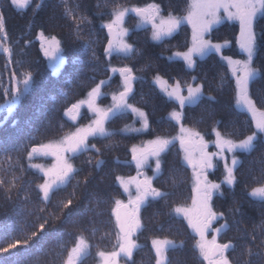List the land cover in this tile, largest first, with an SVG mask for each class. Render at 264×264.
<instances>
[{"label": "trees", "instance_id": "obj_1", "mask_svg": "<svg viewBox=\"0 0 264 264\" xmlns=\"http://www.w3.org/2000/svg\"><path fill=\"white\" fill-rule=\"evenodd\" d=\"M188 2L189 0H32L25 9H21L12 6L9 0H0V9L4 11L5 26L9 34L8 43L14 51L13 63L8 67H5L6 58L0 53V79L7 86L12 72L19 75L31 71L34 76L30 91L13 112L9 114L6 108L0 110V179L5 181V184L0 185V246L13 239L23 240L31 236L33 231L38 232V227L33 225H38L44 219L49 221L44 234L38 233L37 237L29 240L28 245H21L18 250H13L17 252L13 262L18 260L21 264H64L67 250H70L77 235H83L91 245L90 254L81 264H95L99 251L113 250L115 235H109L113 231L109 223L111 205L97 206L94 202L96 197L102 200H107L109 196L124 198L119 185L115 183V176L130 174L133 171L132 164L125 163L131 161L130 145L151 136L171 137L177 130V125L169 115L177 104L162 93L156 92L149 83V78L154 73L164 76L173 74L183 84L188 83L190 76L195 74L203 83L204 95L198 104L185 105L183 109L185 119L182 123L189 128L210 137V132L216 127L227 138L237 141L254 131L248 114L236 106L234 82L230 79L226 64L217 54L207 55L198 61L191 71L185 68L181 61L168 62L158 59L159 65L154 66L150 61L149 51L145 54L142 52L141 55L134 52L128 57L115 54L107 58L103 55L106 34L101 24L109 21L114 7L158 3L162 9H170L174 14L181 15L186 13ZM37 4L40 5L39 8L36 7ZM69 10L76 17H86L91 21L80 25V38L76 35L77 22L68 14ZM257 21L256 30L259 31L260 27L264 26V16H258ZM41 31L46 35H56L62 41L65 63L56 71L57 75L50 72L40 50L37 37ZM235 34L233 25L223 23L213 28L209 37L220 43L225 38L230 39L229 47L223 49V52L232 54L236 51ZM188 35V27L182 25L173 37V40L175 38L179 41L168 39L158 43L156 46L161 50L159 53L184 48L188 43ZM89 40H99V43H92L90 47L83 48L82 45ZM128 40L147 42L150 41V36L147 31H138L129 36ZM93 51L99 60L92 59ZM143 56L146 57L145 62L142 61L144 63L133 61ZM109 60L112 65L130 63L137 77H143V80H136L137 88L130 100L145 110L149 130L140 136L126 135L120 131L122 128L119 125L129 123L132 116L130 113L117 116L113 121L116 126L115 135L91 139L92 144H95L103 155L90 150L73 157V166L83 171L66 189L56 192L51 203L41 212L39 209L44 205L36 198L34 192L29 193L28 199H25V192L29 188H35L42 181V175L28 166L27 152L34 144L58 138L71 128L69 121L64 117L65 106L80 98L84 91L109 75ZM252 66L258 70L259 75L250 82V95L257 100V106L264 110V106L259 103V98L264 96V42L261 43ZM110 83L115 84L114 80ZM209 97L215 99L209 100ZM9 99L11 95L5 96L0 90V105H4ZM53 106L56 111L50 116V127L45 129L41 126L44 112ZM60 125H63L62 130ZM37 128L40 130L37 131ZM256 144V150L251 154L240 151L237 153L242 162L238 165L236 173L238 183L231 188L222 185L223 195L217 193L213 196L214 210L223 212L230 225L217 239L220 243L231 242L234 245V248L226 253L232 264H248L250 260L252 264H259L247 251L252 246V235H261L262 229L257 226L264 220V202L248 195L253 187L260 186L256 180L264 169V141L258 140ZM89 158H92L91 164L87 163ZM97 159L105 161L99 170L94 167ZM19 164L23 165L25 171L19 170ZM89 175L93 179L85 193L83 180ZM211 175L216 181L220 180L221 168L218 167ZM14 176L21 179L17 182V188L9 193L8 182L12 181ZM77 181H81V186L76 189V206L73 207L71 216L66 218L63 212L67 210L58 209L56 206L69 198ZM153 186L173 195L168 198L167 203L164 200L151 201L148 206L142 208L141 222L144 228L137 234V241L142 247L134 250V264H155L149 241L156 236L168 238L177 245L167 253L171 264H201L198 250L195 249L196 236L181 217H176L174 213L169 215L176 205H186L191 201L190 168L183 164L177 147H172L165 155L163 174L153 181ZM21 187L25 191H18ZM9 195L11 200L8 199ZM84 206L95 208L102 214L95 217L91 213L83 215ZM237 207L240 208L239 213L230 212V209ZM77 221L80 223H75ZM224 222L221 220L219 223ZM258 242L259 240L256 243ZM252 250L257 251L255 247ZM124 262L126 264V261Z\"/></svg>", "mask_w": 264, "mask_h": 264}, {"label": "snow or ice", "instance_id": "obj_2", "mask_svg": "<svg viewBox=\"0 0 264 264\" xmlns=\"http://www.w3.org/2000/svg\"><path fill=\"white\" fill-rule=\"evenodd\" d=\"M12 6L25 7L30 0H9ZM40 7L39 4L36 5ZM67 9V4L65 3ZM129 13H133L138 18L137 27L145 24H150L152 28V39L156 41L162 40L164 37H170L178 30L185 22L191 26V46L187 52H177L175 55L182 57L187 62L188 68H193L195 61L193 54L200 57H205L210 53L220 54L223 49L229 47V42L213 43L212 39L206 38L210 36L212 28L216 24H220L223 20L236 21L239 25V34L236 37V44L241 52L246 54V59H233L232 56L221 55L220 60L226 62L227 68L230 69L231 77L235 80L236 105L242 110L250 114L251 122L254 124V131L251 135H247L244 139L233 140L227 138L218 128L214 127L212 132L215 135L214 146L217 151L210 152L209 141L205 136L198 131L187 128L182 121L185 119L183 109L185 105H196L203 97L204 93L202 86L187 87V95H182L180 82L177 81L174 86L169 89L167 81L162 80L160 76L155 77V83L161 87V90L166 93L170 100L178 101L181 111L173 110L170 114V119L179 126V132L171 138L157 136L155 139L148 140L142 145H132L130 148L131 161L125 163H134L137 170L136 176L125 178L122 175L115 176V183L122 189V195H126L127 200L109 196L107 200H102L98 196L95 199L97 206L100 204H110L109 223L112 225V232L109 235H115V243L113 250L110 252L99 251L97 255L101 260V264H120V259L123 257L126 261L134 264V250L142 247L137 244V234L140 233L144 225L141 222V210L150 204L151 201L167 200L173 193L161 191L160 188L153 186V181L163 174V164L165 163V155L179 143L180 151L183 153V162L191 168V193L190 205L177 206L171 210L169 215L175 214L176 217H182L188 228L198 237L195 243V249L198 250L201 264H232L229 259L228 251L234 248L231 242L220 243L217 237L226 232L230 225L228 219L223 212H217L213 206V196L221 192L222 184H226L231 188L238 183L237 170L238 165L242 162L237 158L238 151L251 154L256 150L258 140L264 141V110L257 106V100H254L250 95L249 85L258 75V70L252 65L254 57L257 56L260 45L264 42V26L260 30H256L258 23L257 16H264V0H191L188 5L187 15L177 16L171 12L167 16L162 14V9L158 3H149L143 7H120L116 6L110 13V20L107 23H102L101 27L107 29V46L103 50L105 57H111L113 53L123 54L125 57L130 56L134 52H139L134 49L133 45L126 42V37L129 35V29L126 28L125 18ZM223 13V14H222ZM68 14L77 22V38H80V25L88 21L86 17H76L69 10ZM40 41V50L44 57L49 61V66L57 69L65 63L62 48V41L56 35H46L41 31L37 37ZM9 34L5 26V16L3 9H0V53L6 58L8 67L13 63L14 51L13 47L8 43ZM92 43H99V40H89L83 48L90 47ZM93 60H99L95 51L92 53ZM108 68L112 73H119L122 81V90L111 94L112 104L107 107H100L97 101L101 96L106 95L102 92V86L108 81L101 80L88 93L85 99H81L64 111V116L71 120L74 124L81 115V109L86 107L88 112L92 114L90 123L84 126H76L74 131H70L58 139H49L48 142L34 144L30 151L27 152V160L29 167L36 169L42 174L43 182L29 188L25 192V199H28L29 193H35V196L44 207L39 211H45L48 204L51 203L56 192L66 189L71 184V181L79 175L83 169L75 168L72 163L73 157L95 150L98 155H103L95 144L89 143V138H108L116 133L110 131L106 125L117 116H123L131 112L138 117L141 127L125 126L120 131L122 133H143L149 130L148 115L136 107L129 99L133 95V82L143 80V77L133 75V69L128 66L116 68L111 66L108 61ZM53 71V75H57ZM22 77V78H21ZM111 79V78H109ZM195 80L196 78L193 77ZM34 83V76L31 71L17 74H10L9 84L4 85L0 79V90L3 95H11V99L6 101L4 105H0V110L7 109L11 114L18 104L21 103L25 95L30 91ZM22 85V87H21ZM223 84H221V87ZM215 99L209 97V100ZM259 103L264 106V96L259 98ZM56 111L55 106L48 108L44 112V119L41 121V126L47 129L51 125L50 116ZM219 123V122H218ZM60 130L63 125L59 126ZM40 129L37 128V131ZM107 147V146H106ZM225 152L232 153L231 163H228ZM35 158H51V164H35L31 161ZM150 160H154L155 168L153 176L145 175L144 169L150 167ZM214 160L224 161V180L221 183H215L208 178L210 171L216 168ZM87 163H92V158H89ZM105 164L103 159H97L94 167L99 170ZM19 170L25 171L22 164H19ZM20 177H13L12 181L8 182L7 192L11 193L17 188V182ZM92 177L85 176L83 180L84 190L87 193V186L91 183ZM260 186L253 187L248 193L250 197L258 198L264 202V169L261 170L260 178L256 180ZM5 184V181L0 179V185ZM81 186V181H77L73 185V192L69 194L66 201H61L56 207L58 209L67 210L63 215L67 218L72 214L76 189ZM18 191H25L21 187ZM11 200V196L8 197ZM30 202V201H29ZM83 215L91 213L93 217L99 216L102 212L95 208L84 206ZM231 213H239L240 208L230 209ZM159 215V213H157ZM59 219V217H56ZM221 220L225 222L219 227L215 225ZM91 222V221H90ZM49 221L44 219L43 222L33 227H38V232L33 231L31 236L21 240L13 239L5 245L0 246V264H21L20 261L13 262V257L17 255L18 246L28 245L29 240L37 237L39 234L46 232V224ZM79 224L80 222H75ZM238 223V221H237ZM262 229L261 235H252V246L248 248V255L255 257L259 264H264V220L258 225ZM85 230H87L85 228ZM95 229H93V235ZM212 233L211 239H208ZM257 240H259L258 243ZM91 245L83 235L74 237V245L67 250V257L64 264H81V261L90 254ZM151 247L155 253V264H171L168 258L170 248L177 247L173 241L169 239L153 238ZM255 247L257 251L253 252ZM248 264H252L250 260Z\"/></svg>", "mask_w": 264, "mask_h": 264}, {"label": "rangeland", "instance_id": "obj_3", "mask_svg": "<svg viewBox=\"0 0 264 264\" xmlns=\"http://www.w3.org/2000/svg\"><path fill=\"white\" fill-rule=\"evenodd\" d=\"M31 1L32 0H30V2H29V4L31 3ZM190 2H191V0H189V2H188V5L190 4ZM146 5V4H145ZM144 5V6H145ZM27 6H25V7H18V8H21V9H25ZM138 7H143V6H138ZM223 14V13H222ZM129 15H131L130 17H129ZM185 15H187V14H185ZM184 15V16H185ZM258 16H260V15H258ZM257 16V17H258ZM111 18V17H110ZM110 20V19H109ZM225 20H227V19H225ZM125 25L124 26H129V27H131V26H133V27H137V24H138V18L133 14V13H129L127 16H126V18H125ZM108 22V21H107ZM106 21L104 22V23H107ZM186 23V22H185ZM233 23H236V24H238V22H236V21H229L228 20V24L229 25H233ZM218 24H216V25H214L213 27H216ZM149 28L150 29V32H151V35H150V37H151V39H152V28H151V25L150 24H145V25H142V26H140V27H138V28ZM239 30V29H238ZM238 34H239V31H237V34H236V37L238 36ZM107 38V37H106ZM165 38V37H164ZM206 38H208V37H206ZM126 39V38H125ZM153 40V39H152ZM154 41H156V40H154ZM126 42L128 43V41L126 40ZM216 43V42H215ZM221 44H223V43H221ZM40 45V44H39ZM235 45H236V48H237V50H239V52H241L240 51V49H239V47H238V45L236 44V42H235ZM42 52V51H41ZM115 54H117V55H122V56H124L123 54H118V53H113V55H115ZM42 55H43V52H42ZM220 55H221V53H220ZM241 55H243L242 56V58H240V60H244V59H246V54L245 53H243V52H241ZM107 58H109V57H107ZM235 59V58H234ZM45 61H46V65L48 66V68L50 69V72H52L53 73V71H57L59 68H57V69H54V68H52V67H50L49 66V61L47 60V58L45 57ZM225 64H226V62H224ZM111 66L112 67H116V68H121V67H124L123 65H112L111 64ZM226 67H227V65H226ZM109 69V68H108ZM228 69V68H227ZM228 71H229V76H230V79H232L233 81H234V83H235V80H234V78H232L231 77V73H230V69H228ZM109 77L107 78V79H105V81H108V83L107 84H105V85H103L102 86V89H101V91L102 92H104V93H106V95H104V96H101V98L97 101V103L99 104V106L100 107H104V108H107V107H109L111 104H112V99H111V94L112 93H114V92H118V91H120V90H122V87H121V85H122V81H121V77H120V75H119V73L117 72V73H112L110 70H109ZM109 78H111V79H109ZM114 80V82H115V84L113 85V87H111V83L110 82H112ZM98 83H100V81L98 82ZM97 83V84H98ZM190 85H192V86H199L198 84H196V82H192ZM95 86H96V84H95ZM94 86V87H95ZM172 87V86H171ZM92 88H90V89H88V90H86V91H84V93H83V95L82 96H80V98H78V99H76V100H74L73 102H71V103H69V104H67L66 106H65V109L66 108H68V107H70L71 106V104H73V103H76L77 101H79V100H81V99H85L86 98V96H87V93L91 90ZM169 89H171V88H169ZM182 89V92H181V94L182 95H187V88H181ZM162 93H164L163 91H162ZM165 94V96L167 97V95H166V93H164ZM168 98V97H167ZM169 99V98H168ZM10 100V99H9ZM235 101H236V95H235ZM130 102V101H129ZM177 103H178V101H176ZM179 104V103H178ZM237 106V105H236ZM238 107V106H237ZM239 108V107H238ZM240 109V108H239ZM173 110H176V111H180V110H177V109H172V111ZM65 111V110H64ZM171 111V112H172ZM171 112H169V115L171 114ZM245 112V111H244ZM131 113V112H130ZM246 114H248L247 112H245ZM131 115L133 116V118H132V121H130L129 123H126V124H123L122 126H121V128L122 129H124L125 128V126L127 125V126H129V127H135V128H140L141 127V123H140V121H139V119H138V117H136V116H134L132 113H131ZM248 116H249V118H250V114H248ZM93 117H92V114L91 113H89L88 112V110H87V108L86 107H84V108H82L81 109V115L78 117V119H77V121L75 122V124L71 121V120H69L66 116H65V119H67L68 121H69V123H70V125H71V128L67 131V132H65V134L66 133H68V132H70V131H74L75 130V127L76 126H84V125H87L88 123H90V121H91V119H92ZM250 120H251V118H250ZM175 123V122H174ZM185 127H187V128H189L187 125H184ZM253 126H254V124H253ZM108 128V127H107ZM120 128V129H121ZM109 129V128H108ZM191 129V128H190ZM110 130V129H109ZM255 130V129H254ZM111 131V130H110ZM147 132V131H146ZM178 132H179V126L177 125V130H176V132L175 133H173V135L171 136V137H173V136H176L177 134H178ZM124 134H126V135H129V134H133V135H135V136H140V134H145V132H143V133H132V132H128V133H124ZM210 134H211V136L210 137H208V138H206L205 137V139L207 140V141H209V151L210 152H214V151H217V149L215 148V146H214V141H215V135H214V133L211 131L210 132ZM64 135V134H63ZM62 135V136H63ZM249 135H251V134H249ZM61 137V136H60ZM157 136H155V137H151V138H144L142 141H140V142H137V143H134L135 145H142V143H144V142H146V141H148V140H152V139H155ZM171 137H168V138H171ZM59 138V137H58ZM58 138H54V139H58ZM90 139V138H89ZM244 139V138H243ZM241 140V139H240ZM90 141V140H89ZM48 142V141H47ZM134 144H132V145H134ZM132 145H130V147H129V158L131 159V153H130V148L132 147ZM175 147H177L178 148V151H179V153H180V157L182 158V162H183V153L180 151V148H179V143H178V141L176 142V144H175ZM239 152V151H238ZM237 152V153H238ZM236 153V156H237V158L239 159V155ZM225 156L227 157V160H228V163L230 164L231 163V157H232V153H227V152H225ZM51 158H35V159H33L32 161H31V163H35V164H46V165H50L51 164ZM150 167H146V169L147 170H149V172L147 173V171L146 170H143L144 171V173H145V175H147V176H149V177H151V176H153V171H154V168H155V162H154V160H150ZM214 163L216 164V168L215 169H213L212 171H210V175L208 176V178L210 179V180H212L213 182H215V183H221L223 180H224V176H225V172H224V161H219V160H214ZM183 164L184 165H186L184 162H183ZM132 172L130 173V174H121L122 176H124L125 178H127V177H129V176H136L137 175V170H136V166H135V164L134 163H132ZM187 166V165H186ZM188 167V166H187ZM218 167H220L221 168V170H222V176H221V178H220V180H218V181H216L215 179H213L212 178V175H211V173L212 172H214ZM188 168H190V167H188ZM33 171L35 170L37 173H39L36 169H33V168H31ZM151 173V174H150ZM39 174H41V173H39ZM42 175V174H41ZM191 175H192V173H191V168H190V178H191ZM43 182V179H42V181H41V183ZM222 185H225V186H228V185H226V184H222ZM191 186H192V181H191ZM121 192H122V189H121ZM125 196V198H121V199H124L125 201L127 200V197H126V195H124ZM190 203H191V201L189 202V204H186V205H190ZM177 206H182V205H176V207ZM182 218V217H181ZM183 219V218H182ZM184 220V219H183ZM184 222H186L185 220H184ZM187 223V222H186ZM220 224H222V223H217L215 226L216 227H219V225ZM190 229V228H189ZM190 231L192 232V230L190 229ZM194 235H195V233H194ZM196 236V235H195ZM211 236H212V233H210L209 234V236H208V239H211ZM155 238H159V239H168V238H162V237H155ZM153 239V238H152ZM152 239H150V241H149V245L151 246V240ZM198 239V237L196 236V240ZM170 240V239H169ZM175 244V243H174ZM74 245V244H73ZM72 245V246H73ZM71 246V247H72ZM70 247V248H71ZM152 248V247H151ZM153 250V249H152ZM153 253H154V250H153ZM154 256H155V253H154ZM97 258H98V260H97V262L95 263V264H101V260H100V258H99V256H97ZM125 259L123 258V257H121V259H120V264H125ZM155 263V262H154Z\"/></svg>", "mask_w": 264, "mask_h": 264}, {"label": "flooded vegetation", "instance_id": "obj_4", "mask_svg": "<svg viewBox=\"0 0 264 264\" xmlns=\"http://www.w3.org/2000/svg\"><path fill=\"white\" fill-rule=\"evenodd\" d=\"M149 4V3H148ZM162 9V8H161ZM169 12H171L173 15H176V14H174L173 12H172V10H170V9H167V10H164V9H162V14L163 15H165V16H167L168 15V13ZM185 14H187V11H186V13ZM185 14H181V15H177V16H184ZM223 23H227L228 24V20H223L220 24H218L216 27H218V26H220V25H222ZM182 25H185L186 27H188V29H189V35H188V43H187V45L184 47V48H180V49H172L169 53H159V52H161V50H159L158 48H157V46L156 45H158V43H162V42H164V41H167L168 39H172L173 40V37L179 32V30L176 32V33H174L172 36H170V37H165V38H163L162 40H160V41H154V40H152L151 39V37H150V41H147V42H141V41H138V40H136V42H132V41H129L128 40V38H129V36H131L132 34L134 35L136 32H138V31H144V32H148V34H149V36L151 35V32H150V29L149 28H138V27H133V26H131V27H129V26H125L126 28H128L129 29V35H128V37H126V40L128 41V43H130V44H132L133 45V47H134V49H138L139 50V52L137 53V54H139V55H141L142 54V52H143V54H145V53H147L148 51L151 53V62L153 63V65L154 66H157V65H159V61H158V59H162V60H165V61H177V62H182V64H183V66L185 67V68H187L188 70H194V68L196 67V65H197V62L198 61H201L203 58H205V57H200V56H198V55H196V54H193V60L195 61V64H194V66H193V68H188V66H187V62L186 61H184L183 59H182V57H178V56H176L175 54L177 53V52H180V53H184V52H187L188 51V48L191 46V26L190 25H188L187 23H184V24H182ZM181 25V26H182ZM213 28H215V27H213ZM212 28V29H213ZM239 29V25L238 24H236V23H233V30H235V33L237 34V31H239L238 30ZM236 34H235V36H236ZM208 38H210V39H212L211 37H208ZM179 40H177V39H175L174 38V40H173V42H178ZM212 41H213V39H212ZM225 41H228L229 42V45H230V39H227V38H225V39H223L222 40V43H224ZM213 43H215V41H213ZM216 43H220V42H216ZM164 49V48H163ZM211 54V53H210ZM216 54V53H215ZM218 56H219V58H220V56L221 55H228V56H232V58L234 59H240V58H242V56L243 55H241V52H239V50H237V48H236V51L234 52V53H224L223 52V50H222V52H221V55L220 54H217ZM113 56V55H112ZM122 56V55H121ZM145 60H146V57H138L137 59H135V60H133L134 62H138V63H140V62H142V61H144L145 62ZM144 62H142V63H144ZM117 65V64H116ZM123 66H128V67H131L132 69L134 68L133 67V65L132 64H130V63H124V64H122ZM121 66V65H120ZM108 73H109V69H108ZM133 75H135V76H137L135 73H134V70H133ZM156 76H160L161 78H162V80H164V81H167V86L169 87V88H171V86H174L175 84H176V82L177 81H179V79L176 77V76H174L173 74H170L169 76H164L163 74H161V73H154L150 78H149V83L155 88V90H156V92H158V93H162V90H161V87L158 85V84H156L155 83V77ZM109 77V75L105 78V79H107ZM193 77H195L196 79L194 80L193 79ZM104 79V80H105ZM189 82L188 83H182V81L180 82V85H181V88H187L192 82H196V84H198L199 86H202V90H203V83L197 78V76L195 75V74H192V76H190V78H189V80H188ZM135 82L136 81H134L133 82V93H134V91L136 90V88H137V85L135 84ZM234 82V81H233ZM234 85H235V83H234ZM111 87H113V85H111ZM93 88V87H92ZM204 93V92H203ZM164 96H165V94L164 93H162ZM129 101H130V103H132L131 102V100L129 99ZM174 103H176L177 104V107L176 108H173V109H177V110H180L181 111V109H180V106H179V104L176 102V101H174V100H172ZM136 106V105H135ZM136 107H138V106H136ZM138 108H140L141 110H143L144 112H145V110L142 108V107H138ZM241 110V109H240ZM176 111V110H175ZM242 111V110H241ZM244 112V111H243ZM128 113H130V112H128ZM127 113V114H128ZM130 115H131V113H130ZM132 116V115H131ZM65 117V116H64ZM116 118V117H115ZM114 118V119H115ZM132 118H133V116H132ZM114 119L112 120V121H110L107 125H106V127H108L111 131H114L115 132V128L114 127H116L115 125H114V123H113V121H114ZM132 121V120H131ZM130 122V121H129ZM123 124H126V123H121L119 126H122ZM194 131H196L195 129H194ZM203 135V134H202ZM206 138H208L206 135H204ZM151 137H155V136H151ZM97 138V137H96ZM91 139H95V138H90L89 140V143L90 144H92V140ZM142 141V140H141ZM132 164V163H131ZM133 166V165H132ZM144 170H146L147 171V173L149 172V170H147L146 168L144 169ZM151 174V173H150ZM210 175V172H209V174H208V176ZM124 198H125V196H124ZM136 240H137V237H136ZM137 244H139V242L137 241Z\"/></svg>", "mask_w": 264, "mask_h": 264}, {"label": "water", "instance_id": "obj_5", "mask_svg": "<svg viewBox=\"0 0 264 264\" xmlns=\"http://www.w3.org/2000/svg\"><path fill=\"white\" fill-rule=\"evenodd\" d=\"M104 31H105V34H106V37H107V29H104ZM105 42H106V43H105V45H104V48L107 46V39H106Z\"/></svg>", "mask_w": 264, "mask_h": 264}]
</instances>
